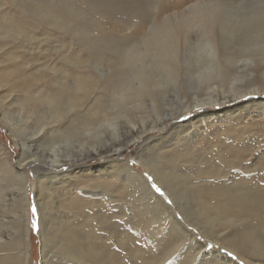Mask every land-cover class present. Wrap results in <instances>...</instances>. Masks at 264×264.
<instances>
[{"label":"rangeland","instance_id":"374dc122","mask_svg":"<svg viewBox=\"0 0 264 264\" xmlns=\"http://www.w3.org/2000/svg\"><path fill=\"white\" fill-rule=\"evenodd\" d=\"M194 1L197 0H0V31L3 32L0 34V79L5 77L0 87V196L7 199L1 204L12 208L13 214L20 210L21 192L12 191L15 173L10 175L8 169H12L10 166L13 164V169L17 167L15 169L23 176L25 174L29 213L27 238L24 236V222L18 217L13 218L20 221L8 218L10 223L0 226L5 241L0 251L8 254V264H44L46 256L42 252L37 205L42 189L49 214L45 219L51 220L56 233L63 235L72 229L92 244L93 249L96 247L94 251L97 255H93L88 247L82 245L80 252L85 255L78 264H207V257L206 260H199L198 257L191 260L185 254L184 247H177L179 239L176 235L161 233L157 229L159 223L152 207L134 200V197L132 199V195L137 193H133L130 186L125 184L126 166L129 165L142 172L150 188L153 183L156 184L161 189L162 195H159L163 201L171 206L168 203L170 199L163 194L154 176L141 167L136 158H170L172 151L169 146L175 144L178 136L190 132L196 141L192 145L185 143L182 146L186 154L193 147L202 150H193L186 155L189 162L178 166H182L183 173L195 177L199 171L197 165L200 169H208L209 163L213 168H225L229 178L223 181V186L231 190L232 196L234 193L241 197L243 204L251 203H246L247 207L241 210L244 213L241 220L255 222V228L264 220V93L248 94L240 100L231 98L223 105L198 106L169 122L165 133L150 132L143 136V141L136 142L115 157L107 155L81 161L85 165L81 168L71 162L59 166L47 164L41 146L37 147L39 145L33 142V138L28 137L42 127L45 128L43 132L46 137L53 132L52 136L62 139V132L77 127L89 116L87 114H95L105 92L90 90L88 95L80 97L77 92H80L84 77L92 75L102 82H108L120 71L119 64L125 51L135 44L140 35L146 33L151 21H160L167 14H176ZM234 1L237 0H220V12L233 16L234 12L249 13L248 9H257V6L264 4V0H239L245 7L236 9L230 6ZM46 6L50 7L51 13L45 19L43 10ZM33 7L41 12L38 14ZM4 29L9 32L5 33ZM180 30V43H183L181 41L185 34L192 35L189 33L194 31L187 26ZM256 80L264 89L263 81ZM95 91L99 94H95ZM179 95L181 92L174 99H179ZM192 96V93L182 94L180 100L187 103ZM168 99L172 100V94ZM148 115L149 111L137 113L139 126L150 125ZM122 124L119 130L126 136L127 133L123 132L133 129ZM10 127L19 129L23 134L21 137L30 143L25 142L23 159L20 158L21 148L11 135ZM187 146H190L189 149ZM159 148L161 150L157 152ZM191 157L194 161L198 157L196 164H191ZM19 158L24 161L22 165ZM61 158L68 160L65 154ZM195 178L197 182L205 181L199 174ZM233 183L236 186H231ZM39 185L43 187L39 188ZM18 187H21L20 184ZM207 192L202 191L201 198ZM15 196L18 205L12 202ZM33 207L37 209L35 215L32 214ZM6 208L4 212L7 213ZM33 220L36 221L35 230ZM184 226L194 230L196 238L204 243L208 251L216 249V253L220 252L237 264H264V256L260 254L238 256L213 241L212 236L207 238L195 232L196 229L188 222ZM221 227L218 226V229ZM222 230L228 232L227 228L223 227ZM262 237L260 232L254 231L250 239L257 244ZM175 246L177 250L174 253ZM24 249H28V256L23 253ZM54 251L60 253V249L55 248ZM53 255L54 252H49L48 263L45 264L55 263ZM67 260L56 264H69Z\"/></svg>","mask_w":264,"mask_h":264},{"label":"bare ground","instance_id":"6f19581e","mask_svg":"<svg viewBox=\"0 0 264 264\" xmlns=\"http://www.w3.org/2000/svg\"><path fill=\"white\" fill-rule=\"evenodd\" d=\"M238 1L230 3V6L237 9V7L245 5ZM219 2L220 0H197L187 4L176 14L163 15L164 18L160 21L157 19V22L151 21L146 33L140 35L135 44L125 51L119 64L120 71L113 75L112 79L102 82L92 75L84 77L80 92H77L80 97L88 95L87 92L90 90L105 92L102 101L100 100L101 102L99 101L100 103L97 104L98 110L95 114H87L89 116L79 122L78 126L72 128L71 131L62 132L60 135L63 136L62 139L58 140L56 135L52 136L53 132H51V136L49 133V136L46 137L43 132L45 128L42 127L29 135L28 137H32L33 142L39 145L37 147L41 146L43 157L47 159L44 161L53 166L71 162L81 168L85 166L82 165L84 164L83 160L94 157L102 158L107 155L115 157L136 142L143 141V136L150 132L165 133L164 130L169 122L198 106L223 105L231 98L240 100L248 94L264 93L262 85L256 82L257 78L264 83V4L257 6V9L247 8L249 13L236 14L232 12L233 16H231V13L220 12ZM33 8L38 14L41 12L39 8ZM50 13V7L46 6L43 10L44 18L50 17ZM186 26L194 31L189 33L192 35L185 34L182 38L184 40L181 41L183 43H180V29L186 28ZM4 32L8 33L9 31L4 29ZM2 33L0 31V34ZM192 36L194 37L193 41H191ZM4 81L5 77L2 76L0 87ZM245 81L247 85L250 81V84L245 86ZM96 91L95 94L98 95L99 93ZM180 92L179 99H174V96ZM190 93L193 94L191 100L182 103L180 100L182 94ZM169 94L170 96L172 94V100L168 99ZM201 96H203L202 99H200ZM68 110L70 111L71 108ZM148 111L150 125L139 126L136 122V119H139L137 113ZM62 114L60 116H63ZM122 123L134 131L123 132V134H127L126 136L122 135L121 129L119 130ZM9 130L21 148L20 158H22L25 142L28 141L21 137L23 134L16 127H10ZM194 138V134L191 132L184 136H178L174 141L175 144L169 146L172 151L169 154L170 158L160 157L161 159L158 160L150 157H145L144 160L139 156L136 158L141 167L154 176L162 188L163 194L170 199L171 206L166 204L163 198L149 187L141 171L127 165V174L124 173L125 184L130 186L133 193L134 191L137 193L132 195V199L134 197V200L137 199L152 207L156 215V222L159 223L157 229L163 234H171L173 237L176 235L179 239L176 246L184 247L185 254L191 260H195L197 257L199 260L202 258L206 260L205 257H207L209 260L207 264H237L220 252L216 253V249L206 250L204 243L196 238L194 230H188L184 226L185 222L195 228V232L198 231L207 238L212 236L213 241L222 244L238 256L254 254L264 256V220L256 228L255 222L241 220L244 215L241 210L247 207V202L243 204L241 197L235 196L234 193L232 196L231 190L228 191L223 186V181L229 178L225 168L222 169L220 166L213 168L209 163L208 169H200V166L197 165L199 171L195 177L199 174L207 182H197L195 177L190 176L191 174L188 177V174L183 173L181 167L190 160L186 155L191 154L193 150L198 152L201 149L200 147H198L199 149L191 147L192 150L188 151L190 153L186 154V149L182 146L185 143L192 145L196 141ZM153 139L157 140V138ZM0 149H2L1 145ZM160 150L159 148L157 152ZM62 154L68 158L67 161L61 158ZM195 158V161L193 158L191 159V164H196L198 157ZM22 159L19 160L20 165L24 162ZM166 161H168L167 164ZM11 165L12 169L8 168L9 174L15 173V178H12V191L15 189L21 192L19 194L20 210L17 209L13 214L12 208L8 207V209L4 204H1L3 201L5 203L6 198L0 196V226L7 224L8 218L13 221L22 220L24 236L27 238L29 213L25 174L23 176L19 170L15 169L17 167L13 169L14 166ZM180 165L182 166L178 167ZM9 178L11 179V177ZM135 180H139V182ZM18 184H20V188H17ZM231 186H236V184L233 183ZM40 187L43 186L39 185ZM42 190L39 191L37 205L40 212L39 234L42 252L46 256L43 263H48L47 255L49 252H54L52 259L55 260V263L50 262V264H56V262L66 259L69 264H78L85 255L80 252L82 245L88 247V251L91 250L93 255H97V252L94 251L96 247L93 249L92 244L91 246L87 240L78 236L72 229L71 232H65L63 235L56 233L51 220L46 221L45 219L49 214L47 213V204L42 197L45 193H42ZM204 190L209 192L204 194V198H201V192ZM185 199L188 201L185 202ZM12 202L18 205L16 196L13 197ZM202 203L204 204L201 205ZM5 208L7 213L4 212ZM13 217H18L20 220ZM150 217L152 218V215ZM220 225L222 227L218 229ZM223 227L227 228V233L222 230ZM254 231L260 232V236H263L260 243L251 242L250 236ZM4 244L3 234L0 233V246ZM96 244L97 242H95ZM176 246L174 247L175 251L172 250L174 253L177 250ZM55 248L60 249L59 254L54 251ZM23 253L28 256V249H24ZM9 261L8 254L0 251V264H8Z\"/></svg>","mask_w":264,"mask_h":264},{"label":"snow or ice","instance_id":"6c2138e0","mask_svg":"<svg viewBox=\"0 0 264 264\" xmlns=\"http://www.w3.org/2000/svg\"><path fill=\"white\" fill-rule=\"evenodd\" d=\"M148 179L151 180L152 177L149 176ZM151 188L154 189L156 193L162 195V193H161V189H160L159 187H157L156 184L153 183V184L151 185ZM168 203H171V201H168ZM36 212H37V209H36L35 207H33V208H32V214L35 215ZM32 227H33V230L36 229V221H35V220L32 221ZM208 247H211V245H208ZM228 255H231V253H229Z\"/></svg>","mask_w":264,"mask_h":264}]
</instances>
